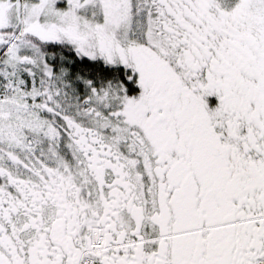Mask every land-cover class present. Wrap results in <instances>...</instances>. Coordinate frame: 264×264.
I'll return each instance as SVG.
<instances>
[{"label":"snow or ice","instance_id":"snow-or-ice-1","mask_svg":"<svg viewBox=\"0 0 264 264\" xmlns=\"http://www.w3.org/2000/svg\"><path fill=\"white\" fill-rule=\"evenodd\" d=\"M0 264H264V0H0Z\"/></svg>","mask_w":264,"mask_h":264}]
</instances>
